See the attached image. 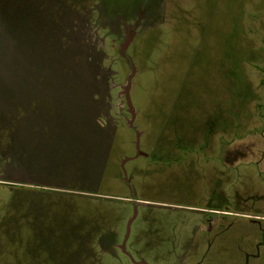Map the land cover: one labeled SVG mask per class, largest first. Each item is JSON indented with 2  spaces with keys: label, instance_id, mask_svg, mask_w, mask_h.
Masks as SVG:
<instances>
[{
  "label": "rangeland",
  "instance_id": "obj_1",
  "mask_svg": "<svg viewBox=\"0 0 264 264\" xmlns=\"http://www.w3.org/2000/svg\"><path fill=\"white\" fill-rule=\"evenodd\" d=\"M0 264H264V0H0Z\"/></svg>",
  "mask_w": 264,
  "mask_h": 264
}]
</instances>
